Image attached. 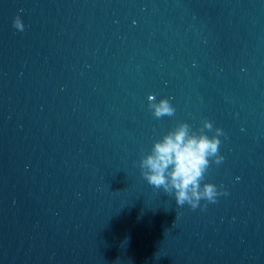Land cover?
I'll return each instance as SVG.
<instances>
[{"label": "water", "instance_id": "obj_1", "mask_svg": "<svg viewBox=\"0 0 264 264\" xmlns=\"http://www.w3.org/2000/svg\"><path fill=\"white\" fill-rule=\"evenodd\" d=\"M205 120L193 210L139 161ZM0 264H264V0H0Z\"/></svg>", "mask_w": 264, "mask_h": 264}, {"label": "clouds", "instance_id": "obj_2", "mask_svg": "<svg viewBox=\"0 0 264 264\" xmlns=\"http://www.w3.org/2000/svg\"><path fill=\"white\" fill-rule=\"evenodd\" d=\"M14 27L24 30V23L18 15ZM148 107L156 118L173 116L176 112L171 98L157 99L155 95L148 97ZM213 130V122L205 120L199 131H193L186 122L178 124L161 139L154 142L149 153L139 161L142 176L156 189H163L167 194L174 193L177 205L188 204L193 210L200 206L202 200L217 203L218 197L229 193L214 183H202L210 164L220 165L225 157L221 154L220 137L224 135L222 128ZM206 207V205H205Z\"/></svg>", "mask_w": 264, "mask_h": 264}]
</instances>
